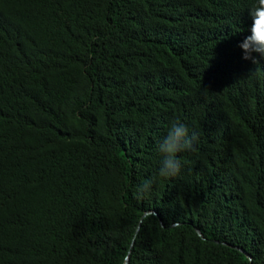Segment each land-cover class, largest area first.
Wrapping results in <instances>:
<instances>
[{
	"label": "trees",
	"instance_id": "1",
	"mask_svg": "<svg viewBox=\"0 0 264 264\" xmlns=\"http://www.w3.org/2000/svg\"><path fill=\"white\" fill-rule=\"evenodd\" d=\"M257 3L0 0V264H264Z\"/></svg>",
	"mask_w": 264,
	"mask_h": 264
},
{
	"label": "clouds",
	"instance_id": "2",
	"mask_svg": "<svg viewBox=\"0 0 264 264\" xmlns=\"http://www.w3.org/2000/svg\"><path fill=\"white\" fill-rule=\"evenodd\" d=\"M252 23L250 34L239 44L243 50V59L253 64L264 59V0H258L256 6L249 12ZM198 137L190 135L187 126L181 122L173 123L166 137L159 144L158 150L162 154L161 166L158 175L163 178L178 177L181 172V160L179 154L194 150L193 143ZM152 181L147 180L137 187L138 198L151 189Z\"/></svg>",
	"mask_w": 264,
	"mask_h": 264
},
{
	"label": "water",
	"instance_id": "3",
	"mask_svg": "<svg viewBox=\"0 0 264 264\" xmlns=\"http://www.w3.org/2000/svg\"><path fill=\"white\" fill-rule=\"evenodd\" d=\"M150 213H152V210H147V211L144 213L143 217H144L145 215H147V214H150ZM155 213L157 214V212H155ZM161 224H162V226H164V224H163L162 221H161ZM138 229H139V226H138ZM138 229H137V230H138ZM195 231H196V233H197L199 236H201V234H200V232H199L198 229H195ZM132 246H133V243H132L131 247H132ZM231 247L234 248L235 250L239 251V252L244 253L246 257H248L249 259H251L250 255H249V254H248L243 248H239V247H237V246H231ZM128 261H129V257H127V260H126L125 264H128Z\"/></svg>",
	"mask_w": 264,
	"mask_h": 264
}]
</instances>
